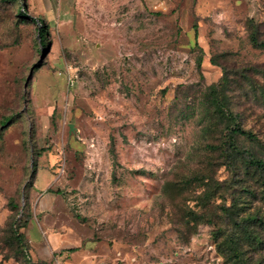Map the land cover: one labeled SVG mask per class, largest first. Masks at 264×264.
<instances>
[{
    "label": "rangeland",
    "instance_id": "1",
    "mask_svg": "<svg viewBox=\"0 0 264 264\" xmlns=\"http://www.w3.org/2000/svg\"><path fill=\"white\" fill-rule=\"evenodd\" d=\"M23 8L48 24L46 47ZM253 33L264 42V0H0V121L15 117L0 139V264H29L54 235L67 243L47 264H228L216 226L184 217L203 191L189 185L197 170L228 176L207 87L227 78L228 106L264 145ZM243 202L264 212L261 198ZM224 203L207 209L230 232ZM245 253L264 264V247Z\"/></svg>",
    "mask_w": 264,
    "mask_h": 264
},
{
    "label": "trees",
    "instance_id": "2",
    "mask_svg": "<svg viewBox=\"0 0 264 264\" xmlns=\"http://www.w3.org/2000/svg\"><path fill=\"white\" fill-rule=\"evenodd\" d=\"M18 15L21 20L40 25L38 30L40 45L46 47L49 33L48 24L42 19L29 15L25 8L20 10ZM251 41L255 47L264 49V42L259 41L255 33L252 34ZM199 66H201V62ZM223 78L224 86L220 85L221 90L218 85L209 86L206 90L211 99V106L214 107L212 117L215 119L210 128L214 132L210 148L217 153V160L221 161V166L226 167L228 176L225 179H220L214 166L197 170L193 179H189V185L195 184L192 190L195 193L199 188H202L203 191L196 197L198 209L187 206L184 219L188 226L202 223L216 226L214 236L222 238V240H218V249L227 263L247 264L245 263V247L252 250H261L264 247V237L259 233V229L264 230V212L262 209L253 212L247 207L248 204L243 202V195L251 197L252 200L258 198L264 200V145L253 130L244 129L241 120L243 112L235 113L228 106V97L223 90L227 78ZM260 96L264 103V90L261 91ZM14 119V116H7L0 121V139L3 130ZM241 141H245L246 144L243 145ZM32 176H35L34 171ZM217 199H221L225 203L217 207L221 214L215 213V215L217 218L223 219V222L231 220L230 232L220 229L212 217V213L207 209L210 201ZM228 199L231 201L229 205H227ZM23 214L15 218L13 225L14 240L22 254L29 250V241L23 231L29 220H24ZM63 251L73 253L78 251V248L63 246L60 253ZM29 264L47 263L31 260Z\"/></svg>",
    "mask_w": 264,
    "mask_h": 264
},
{
    "label": "crops",
    "instance_id": "3",
    "mask_svg": "<svg viewBox=\"0 0 264 264\" xmlns=\"http://www.w3.org/2000/svg\"><path fill=\"white\" fill-rule=\"evenodd\" d=\"M50 230V228H49ZM25 231V230H24ZM26 238L30 239V234H26ZM51 241H53L56 245L55 249H49L41 239L37 240L34 243V247L31 245L30 254L34 262L44 261L51 262L54 258V252L62 245H66V241L63 238L57 237L56 235L51 237ZM31 244V243H30Z\"/></svg>",
    "mask_w": 264,
    "mask_h": 264
},
{
    "label": "water",
    "instance_id": "4",
    "mask_svg": "<svg viewBox=\"0 0 264 264\" xmlns=\"http://www.w3.org/2000/svg\"><path fill=\"white\" fill-rule=\"evenodd\" d=\"M72 128V127H71Z\"/></svg>",
    "mask_w": 264,
    "mask_h": 264
}]
</instances>
